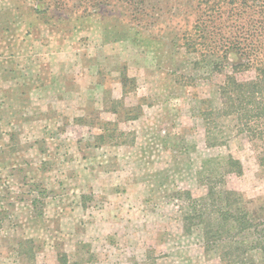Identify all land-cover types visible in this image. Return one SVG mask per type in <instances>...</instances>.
Wrapping results in <instances>:
<instances>
[{
    "label": "rangeland",
    "instance_id": "rangeland-1",
    "mask_svg": "<svg viewBox=\"0 0 264 264\" xmlns=\"http://www.w3.org/2000/svg\"><path fill=\"white\" fill-rule=\"evenodd\" d=\"M236 41L264 56V0H0V264H264V204L230 232L209 195L264 196Z\"/></svg>",
    "mask_w": 264,
    "mask_h": 264
},
{
    "label": "trees",
    "instance_id": "trees-1",
    "mask_svg": "<svg viewBox=\"0 0 264 264\" xmlns=\"http://www.w3.org/2000/svg\"><path fill=\"white\" fill-rule=\"evenodd\" d=\"M193 28L195 29V26ZM229 49L232 52V56L236 57V60H233L229 65L228 64L218 65L212 62L210 63V66L216 68L214 72L215 71L221 72L222 69L229 68V75L225 77L222 76L223 79L222 82L220 83L221 84L220 91L222 94V98H224L223 101H224V105L226 106V111H229V107L232 106V110L235 113L239 112L238 117H240V119H244V121H246L245 123L247 122L249 123L250 118L248 117V114L250 113L257 114L259 118L264 116V63L262 62L264 56L260 59H255V61L253 62L249 61L252 60L250 58V56H252L251 52H255L257 50V47H255V49H249V48L243 49L240 47L238 41L234 43L231 42L229 44ZM242 57L246 59L245 63H242L240 61ZM252 68L255 71L254 80L251 79L250 81H243L238 83L236 78H234L237 77V75L243 74L244 71H249ZM244 102H246L247 105L252 108L248 111V114L241 111L242 109L240 107H237V109L235 108L236 104L242 106ZM232 110L230 112L233 113ZM259 160L261 161V165H263L264 164L263 158L260 157ZM225 166L227 168V173L232 172L238 176L242 175L243 173L242 172L243 168L240 162L236 160L234 161L231 157H229L228 161H226ZM214 188L215 187L213 186L210 187L209 195H217L218 197H223L225 199L227 198V204L223 205L225 206V208H223L222 205L218 204L219 208H217L215 211L219 225L223 227V230L227 229L230 232H234V231L242 232L243 230H245L246 226L244 224L246 222L244 220H245V216L247 215H245L244 213H247L246 209L244 208L243 210L239 209L242 204L240 202L241 197L234 198V197H239L240 194L228 190L218 191L217 189L215 191ZM228 198L230 200H228ZM219 233H220L219 230L215 232V234H219ZM222 234L225 235L224 232Z\"/></svg>",
    "mask_w": 264,
    "mask_h": 264
},
{
    "label": "crops",
    "instance_id": "crops-1",
    "mask_svg": "<svg viewBox=\"0 0 264 264\" xmlns=\"http://www.w3.org/2000/svg\"><path fill=\"white\" fill-rule=\"evenodd\" d=\"M263 193L256 195L254 199H251L248 203H246V212L248 213V218H250V211L253 212L254 209H260L264 204V196H261ZM259 205H261L259 207Z\"/></svg>",
    "mask_w": 264,
    "mask_h": 264
}]
</instances>
